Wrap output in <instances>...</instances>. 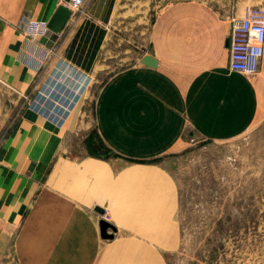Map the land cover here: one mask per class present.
<instances>
[{"label":"rangeland","instance_id":"1","mask_svg":"<svg viewBox=\"0 0 264 264\" xmlns=\"http://www.w3.org/2000/svg\"><path fill=\"white\" fill-rule=\"evenodd\" d=\"M232 2L227 9L238 10L237 17L246 5L264 7V0ZM223 9L220 0H85L72 13L99 24L98 42L76 44L97 55L91 76L70 74L67 63L59 79L40 71L23 87L0 73V264H264V61L254 75L227 76L224 111L211 114L221 122L210 129L185 112L189 103L198 105L194 92L204 76L196 75L193 95L179 98V139L163 153H117L96 123L86 122L104 84L154 50L150 35L159 15L169 23L156 52L172 50L174 62L202 64V48L211 43L220 65L228 24L210 28L204 16L212 10L221 17ZM204 29L217 35L205 37ZM242 87L252 98L231 101ZM84 156L161 167L171 197L164 192L150 202L124 194L114 202L117 210L92 201L91 181L76 164ZM90 161L83 166L92 171ZM101 218L114 226L105 229L111 238L101 236Z\"/></svg>","mask_w":264,"mask_h":264},{"label":"crops","instance_id":"2","mask_svg":"<svg viewBox=\"0 0 264 264\" xmlns=\"http://www.w3.org/2000/svg\"><path fill=\"white\" fill-rule=\"evenodd\" d=\"M64 1L0 0V73L10 75L15 83L23 87L40 71L59 79L55 70L59 66H66L67 63L74 67L70 74H77L83 80L87 79L86 76H91L97 55L91 47L82 50L84 47L76 44L100 40L97 21L86 19L80 22L78 18L74 19L71 12L66 24L58 33L48 29L39 39H30L24 34L28 20L48 21L55 8L64 4ZM220 1L224 5L223 16L216 17L212 10L204 16V19L212 24L210 28L217 26L220 30L221 26L225 28L224 24H228L227 34L222 38L225 54L219 60L220 65H216V46L211 43L202 48V64H179L177 60L174 62L172 50L156 52L155 49L163 46L164 29L169 23L159 15L153 23L150 35L154 50L140 56H154L157 60L156 66L149 67L142 63L128 66L104 84L96 96L94 118L92 121L86 119V122L96 123L98 132L107 146L122 155L157 154L172 148L184 127V122L179 117V98L186 99L193 95L189 90H194L196 75L200 74L204 77L200 79L198 92H194L198 105L196 107L194 101L189 103L185 112L189 116L196 115V119L191 122L200 128L210 129L212 122H221L220 119L212 118L211 114L217 115L224 111L222 107L228 100L227 76L240 77L242 74L229 72L227 67L226 41L230 21H226V18L237 17L239 11L230 14L227 9L230 5L228 0ZM245 1L248 0H233L231 6ZM257 1L259 0H252ZM201 20L197 22L200 23ZM209 31L204 29L203 35H217ZM76 49L79 51H75ZM263 61L264 55L260 66ZM189 76L192 87H188ZM67 84L71 89L77 87L76 82ZM257 87H253L254 98L259 96ZM247 89L242 87V91L232 93L229 96L231 101L238 99L244 102L247 98H252ZM260 90L264 91V87ZM86 93L87 90L82 93L83 98ZM77 115L78 113H75V116ZM85 161H90L92 171L86 169L88 163L86 167L83 166ZM76 164L80 166L84 177L91 181L90 199L101 203L109 202L113 210H117L114 202L122 201L124 194L131 195V200L139 201L138 197L141 196L143 200L150 202L161 201L164 192L171 197L169 177L161 167L131 163L121 158L100 159L93 156H84ZM94 206L105 210L100 203ZM117 215L121 216V213L118 212ZM155 215L157 214L152 212L148 216Z\"/></svg>","mask_w":264,"mask_h":264},{"label":"built area","instance_id":"3","mask_svg":"<svg viewBox=\"0 0 264 264\" xmlns=\"http://www.w3.org/2000/svg\"><path fill=\"white\" fill-rule=\"evenodd\" d=\"M84 3L85 0H67L65 4L72 12ZM46 23L45 20H30L24 34L30 39L43 35L48 31ZM227 48L229 72L243 75L258 72L264 55V7L246 5L239 17H231ZM66 70L67 65L57 67V78L66 74Z\"/></svg>","mask_w":264,"mask_h":264},{"label":"water","instance_id":"4","mask_svg":"<svg viewBox=\"0 0 264 264\" xmlns=\"http://www.w3.org/2000/svg\"><path fill=\"white\" fill-rule=\"evenodd\" d=\"M70 15H71V10L67 8L64 4H59L47 21L46 23L47 28L55 33L60 32L64 27V25L66 24L67 20L69 19ZM226 43L228 44V39ZM139 62L149 67H155L157 64L156 58L150 54H144L142 57H140ZM94 210L97 211L100 215L104 214V209L99 206H96ZM99 226H100V234L102 237H110V238L112 237V235L106 234L105 232V229L108 227L114 229V226L112 224L106 222L105 220L100 219Z\"/></svg>","mask_w":264,"mask_h":264},{"label":"bare ground","instance_id":"5","mask_svg":"<svg viewBox=\"0 0 264 264\" xmlns=\"http://www.w3.org/2000/svg\"><path fill=\"white\" fill-rule=\"evenodd\" d=\"M239 1V0H238ZM251 1V0H250ZM64 5L66 6V4L64 3ZM67 7V6H66ZM68 8V7H67ZM105 214V213H104ZM103 214V215H104ZM102 220H105V219H103V218H101ZM100 220V219H99ZM99 220H98V222H99ZM106 222H108L107 220H105ZM99 227V226H98Z\"/></svg>","mask_w":264,"mask_h":264}]
</instances>
